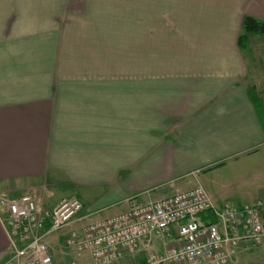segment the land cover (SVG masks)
<instances>
[{"label":"crops","instance_id":"1","mask_svg":"<svg viewBox=\"0 0 264 264\" xmlns=\"http://www.w3.org/2000/svg\"><path fill=\"white\" fill-rule=\"evenodd\" d=\"M245 15L264 21V0H0V264H12L2 198L77 199L88 217L48 236L68 264L67 233L90 216L201 185L264 144L250 95L264 35L238 45Z\"/></svg>","mask_w":264,"mask_h":264},{"label":"built area","instance_id":"2","mask_svg":"<svg viewBox=\"0 0 264 264\" xmlns=\"http://www.w3.org/2000/svg\"><path fill=\"white\" fill-rule=\"evenodd\" d=\"M127 202L126 210L67 233L64 245L74 250L68 264H77L83 252L92 264H232L242 245L264 242L259 201L217 206L196 185L143 203L134 197ZM1 204L18 264H54L47 237L88 217L79 216L81 204L75 198L62 199L52 208H43L28 194L2 198ZM208 213L214 220L201 218ZM155 241L160 250L153 249Z\"/></svg>","mask_w":264,"mask_h":264},{"label":"rangeland","instance_id":"3","mask_svg":"<svg viewBox=\"0 0 264 264\" xmlns=\"http://www.w3.org/2000/svg\"><path fill=\"white\" fill-rule=\"evenodd\" d=\"M253 45H257V43ZM250 46L252 47L251 44H249V48ZM244 54L246 55V53ZM260 72L264 73V70L262 69ZM258 100H259L258 102H260V104H257L259 117L261 119L262 124L264 125V81L262 82V87L258 89ZM200 173L202 175L204 174V176H202V181H201L202 187L212 194L215 193L224 194L228 203L234 204L237 202L240 203L246 202L250 204L254 200L257 201L259 200V202L264 203V144L261 147H259L257 151H255L253 154H250L249 156H238L229 159L224 163H221L208 170L201 171ZM171 182L172 181L169 180L163 184L172 187L171 185H173V183ZM143 192L139 191L138 193L122 200L120 204L121 205L125 204L127 205L128 208L129 203L127 202V200L133 197L137 203L138 202L143 203L145 201H148L149 199L141 200L140 197L138 196L139 193H143ZM40 203L43 206V208H47L44 204H42V202ZM120 210H122V207L115 206L113 208L107 209L106 212L96 215L98 216H102L105 214L114 215V213ZM79 216L81 215L79 214ZM90 219L97 220L101 218L90 216ZM47 242L50 245V247L54 246L53 239H49L48 237ZM18 247H21L20 243H18ZM14 256H15V249L11 247V250L9 252V257H11L10 262L12 264H18L17 259L19 261L20 259L17 257L15 258ZM232 264H264V242L262 243V245L257 247L242 245L240 248L237 249L233 257Z\"/></svg>","mask_w":264,"mask_h":264},{"label":"trees","instance_id":"4","mask_svg":"<svg viewBox=\"0 0 264 264\" xmlns=\"http://www.w3.org/2000/svg\"><path fill=\"white\" fill-rule=\"evenodd\" d=\"M264 35V21H259L256 18L245 15L241 23V33L238 36L237 42L240 47H244L250 35ZM251 101L255 106L258 104V98L254 91H250Z\"/></svg>","mask_w":264,"mask_h":264}]
</instances>
